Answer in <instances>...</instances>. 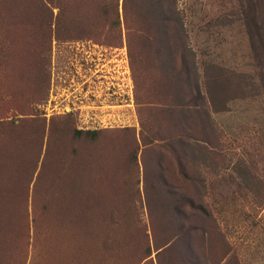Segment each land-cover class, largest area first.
<instances>
[{
	"label": "rangeland",
	"instance_id": "obj_1",
	"mask_svg": "<svg viewBox=\"0 0 264 264\" xmlns=\"http://www.w3.org/2000/svg\"><path fill=\"white\" fill-rule=\"evenodd\" d=\"M101 3L0 0V264H264V0H177L167 47Z\"/></svg>",
	"mask_w": 264,
	"mask_h": 264
},
{
	"label": "trees",
	"instance_id": "obj_2",
	"mask_svg": "<svg viewBox=\"0 0 264 264\" xmlns=\"http://www.w3.org/2000/svg\"><path fill=\"white\" fill-rule=\"evenodd\" d=\"M118 0H102L100 9L102 13L105 15V18L108 22L109 19V27L113 31L119 30L120 20L123 24H127L128 20L135 21L139 27H141L142 19L145 20V30L146 32L150 31L152 35V42L156 45H161L163 47H167L170 44V31H177V35L173 38L174 44L176 43V37L178 36L180 39V44L182 45L184 42V38L181 39L180 35L183 32L182 29V22H181V14L179 9L176 7L177 0H121L120 1V12L118 11ZM131 18V19H130ZM127 27V25H125ZM159 30L161 32H159ZM170 30V31H169ZM169 31V32H168ZM161 33V34H159ZM184 34V32H183ZM184 37V35H183ZM189 53V56L187 59H183L184 56L181 55L182 60V67L183 69L187 70V78H188V85H189V93L191 95V101L192 105L196 106L199 111L205 114V101L208 99L207 97L214 95L213 90L216 89L215 86L217 85L216 79H208V68L204 67V71H202V81L199 78V73L197 70V65L195 61V54L190 49H185L183 51H186ZM158 59L160 62H163L162 59L158 56ZM240 77H243V75H240ZM176 79V78H175ZM224 83H227L228 77H224L222 79ZM177 81V80H176ZM242 79L237 84V90H240V93H244L243 86H241ZM247 84V83H244ZM226 85V84H225ZM204 88V90H202ZM206 92V93H204ZM207 95V97L205 96ZM213 99V98H212ZM96 133L95 130H77L75 131V134H83L85 136H93ZM17 134H14L12 136H3L0 137V151L3 149L2 143L5 140H10L11 142L17 140ZM201 140L202 143L205 142V140ZM195 143L196 140H194ZM2 145V146H1ZM194 145V144H192ZM199 146V145H197ZM4 150L0 152V156H2ZM3 157V156H2ZM1 158V157H0ZM41 166L39 170H41L43 159H41ZM54 164L60 165L61 160V169L65 170V166H67L68 161L63 162L61 153H60V160H57L56 162L52 158ZM5 163L0 160V171L1 173H5V169H3V165ZM6 167L9 166V164H5ZM7 170V169H6ZM249 172V171H246ZM251 179V178H250ZM245 181V179H244ZM23 185V184H21ZM25 192L28 191L27 187L24 186ZM14 192L15 196V190H12V193ZM0 201L4 200L5 197H1L0 195ZM42 199V205H47L45 201ZM37 201V202H36ZM34 200L33 202H36V205L38 204L39 200ZM34 206V203H33ZM32 206V207H33ZM35 210V208H34Z\"/></svg>",
	"mask_w": 264,
	"mask_h": 264
}]
</instances>
